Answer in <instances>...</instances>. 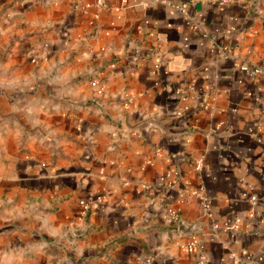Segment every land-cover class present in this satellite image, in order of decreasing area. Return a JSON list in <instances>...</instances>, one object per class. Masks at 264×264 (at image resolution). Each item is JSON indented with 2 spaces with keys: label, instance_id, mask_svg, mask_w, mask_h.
I'll use <instances>...</instances> for the list:
<instances>
[{
  "label": "crops",
  "instance_id": "0c3cea01",
  "mask_svg": "<svg viewBox=\"0 0 264 264\" xmlns=\"http://www.w3.org/2000/svg\"><path fill=\"white\" fill-rule=\"evenodd\" d=\"M97 1L0 0V264H264V0Z\"/></svg>",
  "mask_w": 264,
  "mask_h": 264
},
{
  "label": "built area",
  "instance_id": "2783aa9c",
  "mask_svg": "<svg viewBox=\"0 0 264 264\" xmlns=\"http://www.w3.org/2000/svg\"><path fill=\"white\" fill-rule=\"evenodd\" d=\"M192 3L197 4V1L192 0ZM104 5H105V0L97 1L98 7H103ZM241 69L247 72H251L254 75H260L264 77V66L262 65L246 62V63L241 64ZM102 90L103 89L101 87L100 91ZM182 98L185 101L189 99L188 95L186 94H184ZM187 109H189V106L187 103H185L181 107L179 113H183V111H186ZM202 164H203L202 160H199L196 165L197 168H201ZM184 187H185L186 192L183 194V197L186 201H191L193 199L199 198L203 202L204 200L207 199L202 187L198 188V187L192 186L189 181L185 182ZM101 196L102 195H99L97 198H100ZM250 200H251V203L255 204L258 201V197L256 195H253ZM94 201H95V197H91L87 202L84 203L83 213H86L91 208ZM172 214L177 215L175 212H172ZM232 226H236V224L234 223L232 224ZM200 243H201V231H198L196 233L191 234L189 238L186 241H184V246L189 247V248L190 247L198 248ZM230 255L234 256L236 255V252H232L230 253ZM204 258H205V254L201 253V259L203 260Z\"/></svg>",
  "mask_w": 264,
  "mask_h": 264
},
{
  "label": "water",
  "instance_id": "95a60500",
  "mask_svg": "<svg viewBox=\"0 0 264 264\" xmlns=\"http://www.w3.org/2000/svg\"><path fill=\"white\" fill-rule=\"evenodd\" d=\"M50 0H43L44 4H48Z\"/></svg>",
  "mask_w": 264,
  "mask_h": 264
}]
</instances>
